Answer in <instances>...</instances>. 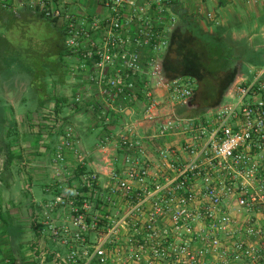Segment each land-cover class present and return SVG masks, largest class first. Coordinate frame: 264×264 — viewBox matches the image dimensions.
Returning <instances> with one entry per match:
<instances>
[{"label":"built area","instance_id":"2783aa9c","mask_svg":"<svg viewBox=\"0 0 264 264\" xmlns=\"http://www.w3.org/2000/svg\"><path fill=\"white\" fill-rule=\"evenodd\" d=\"M58 1L0 0L13 13L29 8L65 22L66 50L76 57L77 70L92 73L106 102L98 107L102 112L116 99L131 102L146 76L143 116L122 125L116 143L122 162L115 167V159L105 160V183L100 172L88 170L74 129L56 149L60 194L46 204L39 223L50 225L55 210L69 207L75 232L68 264H237L241 257L264 264V226L253 228L264 215V31L263 64L241 75L205 119H184L175 110L193 98L195 83L169 78L156 58L146 71L141 54L169 50L179 19L171 14L161 31L147 12L166 17L176 0H100L104 17L62 13ZM206 18L220 25L215 13ZM146 127L154 133L143 136ZM178 134L184 137L180 149L150 146ZM109 142L101 141L102 150ZM70 152L75 167L69 166ZM71 189L73 199L66 203ZM90 197L106 211L104 217L92 215ZM233 210L245 217L243 234L230 229L238 221ZM239 236L244 240L230 249L222 243Z\"/></svg>","mask_w":264,"mask_h":264},{"label":"crops","instance_id":"0c3cea01","mask_svg":"<svg viewBox=\"0 0 264 264\" xmlns=\"http://www.w3.org/2000/svg\"><path fill=\"white\" fill-rule=\"evenodd\" d=\"M139 5H142L141 1ZM56 6L62 13L73 12L79 16L104 17L106 13L100 0H59ZM170 10L166 17L155 15L154 10L147 12L154 17L161 31L167 29L171 14L177 16L179 23L171 34L170 48L165 53L159 55L141 50L146 71L150 70V60L156 58L169 78H172L169 74H175L181 76L178 78L182 80L193 79L185 75V69H181V66H186L189 53L195 50L191 41L194 31L204 35L222 32L235 44L242 41L243 34L256 31V41L253 38L248 39L249 42L243 40L246 45L244 51H240V47L237 49L242 58L237 64L235 77L249 76L245 72H238V68L241 63L248 64L250 50H253L254 56H258V66L263 64L264 0H176ZM8 12L7 21L0 20L3 26H8L11 18L21 24L45 21L46 30L53 39L56 38L57 44L56 40L52 43L38 41L40 49L47 47L52 51H39L41 60L33 62L29 68H25L21 58L7 57V60H3L0 56V264H51L47 262H50V255L53 256L56 250L52 249L51 253L44 251L53 248V245L46 240L47 233L36 230L34 215H42L46 204L56 198L55 156L63 135L68 129H74L80 142L79 151L89 165L88 170L100 172L99 176L105 183V160L115 159V167L122 162L123 152L116 145L122 125L143 116L146 100L141 82L146 76L141 78L131 102L116 99L111 106L107 105L106 112H102L98 107L106 105V102L92 81V73L77 70L76 57L66 50L65 22L46 20L39 12L29 8H18L17 13ZM208 12L218 16L220 25L207 20ZM10 27L14 29L12 25ZM132 33L133 28L130 32L125 31L124 35ZM56 50L58 58L65 56L70 60L65 68L72 74L69 82L58 61L51 59L56 58ZM46 53L48 56L45 58ZM36 54L34 52L32 56ZM47 65L49 68L46 70L44 66ZM258 66L251 67L250 73ZM193 80L196 81L195 78ZM36 83L38 87H34ZM77 96L82 97L81 103L74 102ZM226 97L227 93H224L220 104L226 101ZM193 100L194 96L176 108L178 118L205 119L210 108L195 105ZM120 107L124 108L123 113L118 112ZM147 127L142 131L146 132L143 136L154 133V128L147 130ZM106 138L110 142L102 150L100 144ZM183 138L178 134L152 142L150 146L180 149ZM72 153L68 155L69 166L75 167L77 160ZM52 217L54 219L55 214ZM46 253H49L48 260L44 258ZM52 264H55L54 261Z\"/></svg>","mask_w":264,"mask_h":264},{"label":"rangeland","instance_id":"374dc122","mask_svg":"<svg viewBox=\"0 0 264 264\" xmlns=\"http://www.w3.org/2000/svg\"><path fill=\"white\" fill-rule=\"evenodd\" d=\"M3 8V7H2ZM9 16V12L7 9L5 10H0V18L4 19L5 21H7ZM22 20V19H21ZM24 20V19H23ZM16 21H18L17 19H13L11 18L8 26H3V23H0V33L4 34L5 37V42H7V46L8 50L5 49L4 50V56H1V58L3 60H7V57L9 58H17L18 60L21 58V60L23 62H25L24 66L25 68H29L31 67V65L33 64V62H37L40 59V54L38 53L39 51L42 52H50L52 51L50 48H41L40 49V44H37V42H43V41H48L51 42L55 41V39L52 38V34L46 30L47 28V23H45V21H37V22H33V23H23L20 24L16 23ZM13 26L14 29H11V27L9 28V26ZM49 26V25H48ZM249 32V31H248ZM245 33L243 34V40H247V42H249L248 39H252L254 41H256V34L257 32L254 31V33ZM20 35V36H17ZM251 37V38H248ZM49 39H52L51 41ZM23 40V41H22ZM64 43V41L62 42ZM56 44H57V40H56ZM13 48H16L15 50H12ZM12 51V52H11ZM238 51V50H237ZM37 53L35 57L32 56V53ZM39 54V55H38ZM47 54V53H46ZM58 54V50H56V58H51L53 59L52 61L56 62L58 61V66L64 69V73L65 74V79L67 82H69L70 80H72V74L69 72V70H65V68H67L66 65L70 64V60L68 57L62 56L60 58H58L57 56ZM15 55V56H14ZM48 56L45 55V58ZM33 57V58H32ZM248 57V64L245 63H241L239 65L238 68V72H245L246 74L250 75V68L251 67H255L260 65V60L258 58V56H254L253 55V50H250V54ZM46 65V64H44ZM44 68L47 70L49 68V65L44 66ZM61 73V72H60ZM187 81V80H185ZM238 80L236 77H234V80L232 82V84L229 85L227 91L225 93H229V91L233 88L234 83H236ZM58 83V81L56 82ZM34 87H38V84L36 83ZM1 99V96H0ZM56 189V196H58L59 190ZM73 189L69 190V192L65 193V196L68 198L66 199V203H68L69 201H71L73 198L72 194H73ZM90 201H91V212L92 215L95 216V214L98 215V218L104 217V215L106 214V211L103 210V208L99 207L98 203L95 202L94 198L90 197ZM55 217L52 220V223L50 225H44L42 223H39V221L41 220V216L35 214L34 215V226L36 228V230L40 231V232H45V234L47 233L48 236V242L51 243V245H53V248H48L47 250H44L46 252H50L52 249H55L56 251H54L55 254L50 255V262L48 261L47 263H51L54 261L55 264H68V256L70 254L71 248H72V244H73V235L75 230H73V226L71 224V219H72V214L71 211L69 209V207H66V209H60V210H55ZM232 216H234V218H238L237 224L231 226V230H236V231H240V234H243L245 229H246V222H245V217L242 215L239 216V214L237 213V211L233 210L232 211ZM264 215L263 216H258V220L257 223L255 225L256 230L258 228H260L261 226H264ZM51 227L55 228L52 229ZM53 231L56 233V236L53 237L54 235H52ZM89 238H91L92 240L94 239V234H91L89 236ZM124 238H127V234L124 233ZM239 240H244L243 236H239L237 238H226L223 240V244L225 246H227L230 249V246H234V244L236 242H238ZM47 244V243H46ZM53 257V259H52ZM44 258L48 260L49 258V253H46ZM235 263L237 264H258L255 260H250L247 258H239V260H236Z\"/></svg>","mask_w":264,"mask_h":264},{"label":"trees","instance_id":"16d2710c","mask_svg":"<svg viewBox=\"0 0 264 264\" xmlns=\"http://www.w3.org/2000/svg\"><path fill=\"white\" fill-rule=\"evenodd\" d=\"M3 9L0 7V10ZM0 20L4 22V19ZM191 41L195 50H191L186 66H181V69H185L186 76L196 80L190 79L196 86L193 104L214 108L220 104L222 96L234 80L237 64L242 58L237 49L240 47V51H244L245 41L235 44L229 36L225 38L222 32L204 35L197 31L191 33ZM8 47L4 34L0 33V56L5 54L4 50H8ZM169 76L173 79L181 77L175 74Z\"/></svg>","mask_w":264,"mask_h":264}]
</instances>
